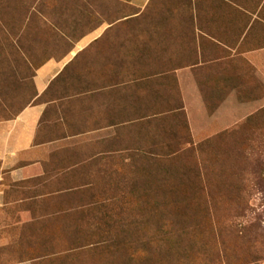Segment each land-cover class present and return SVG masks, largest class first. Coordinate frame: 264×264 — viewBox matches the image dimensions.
I'll use <instances>...</instances> for the list:
<instances>
[{
	"label": "rangeland",
	"instance_id": "1",
	"mask_svg": "<svg viewBox=\"0 0 264 264\" xmlns=\"http://www.w3.org/2000/svg\"><path fill=\"white\" fill-rule=\"evenodd\" d=\"M194 1L0 0V122L41 103L48 145L0 160V264H264V108L191 134L166 31Z\"/></svg>",
	"mask_w": 264,
	"mask_h": 264
},
{
	"label": "crops",
	"instance_id": "2",
	"mask_svg": "<svg viewBox=\"0 0 264 264\" xmlns=\"http://www.w3.org/2000/svg\"><path fill=\"white\" fill-rule=\"evenodd\" d=\"M186 11L187 24L175 21L172 33L166 31L174 59L181 60L173 70L181 107L191 134H215L264 108V0H195ZM63 65L51 60L42 67L36 80L40 91ZM44 111L39 103L0 122V160L15 181L37 172L38 163L31 161L48 153L46 142H36Z\"/></svg>",
	"mask_w": 264,
	"mask_h": 264
}]
</instances>
